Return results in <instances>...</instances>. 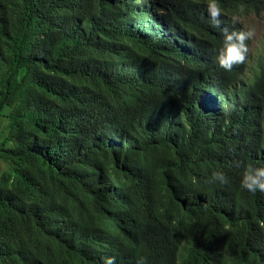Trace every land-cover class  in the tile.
Returning <instances> with one entry per match:
<instances>
[{"label":"trees","instance_id":"16d2710c","mask_svg":"<svg viewBox=\"0 0 264 264\" xmlns=\"http://www.w3.org/2000/svg\"><path fill=\"white\" fill-rule=\"evenodd\" d=\"M263 12L0 0V264H264Z\"/></svg>","mask_w":264,"mask_h":264},{"label":"rangeland","instance_id":"374dc122","mask_svg":"<svg viewBox=\"0 0 264 264\" xmlns=\"http://www.w3.org/2000/svg\"><path fill=\"white\" fill-rule=\"evenodd\" d=\"M241 22L244 24L248 32L251 45H250V66L254 67L259 61V56L264 52V12L257 14H247L240 16ZM251 71L248 70L247 74L250 75ZM5 123V121H2Z\"/></svg>","mask_w":264,"mask_h":264}]
</instances>
